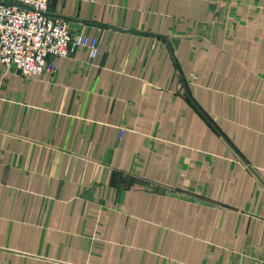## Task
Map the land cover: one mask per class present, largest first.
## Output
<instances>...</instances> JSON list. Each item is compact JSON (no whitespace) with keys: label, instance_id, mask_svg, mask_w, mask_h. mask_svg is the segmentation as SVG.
<instances>
[{"label":"crops","instance_id":"0c3cea01","mask_svg":"<svg viewBox=\"0 0 264 264\" xmlns=\"http://www.w3.org/2000/svg\"><path fill=\"white\" fill-rule=\"evenodd\" d=\"M51 12L99 54L0 65V264L264 262V0Z\"/></svg>","mask_w":264,"mask_h":264},{"label":"built area","instance_id":"2783aa9c","mask_svg":"<svg viewBox=\"0 0 264 264\" xmlns=\"http://www.w3.org/2000/svg\"><path fill=\"white\" fill-rule=\"evenodd\" d=\"M51 2L0 0V65L6 70L32 79L55 74L58 60L75 50L98 58L99 39L73 34L69 22L51 12Z\"/></svg>","mask_w":264,"mask_h":264}]
</instances>
